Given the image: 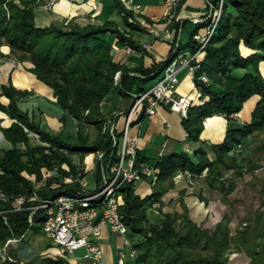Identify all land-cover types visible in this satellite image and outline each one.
<instances>
[{
  "label": "trees",
  "instance_id": "16d2710c",
  "mask_svg": "<svg viewBox=\"0 0 264 264\" xmlns=\"http://www.w3.org/2000/svg\"><path fill=\"white\" fill-rule=\"evenodd\" d=\"M20 3L17 4L16 0H0V45L6 43L10 46L11 58L33 63L30 71L53 89L60 106L78 120V135L75 143H68L63 140V133L50 135L42 131L27 112L19 109L18 101L29 92L18 90L12 84L4 86L3 94L11 102L8 106L0 103V108L16 119L11 127L4 129L5 137L16 146L21 142H29L27 129L35 130L51 147H30L27 152L17 147L5 150L0 156V166L5 170V174L0 175V188L10 195H29L34 185L24 173L35 174L37 181L43 180V168L50 170L55 165L63 175L77 173V166L72 160L74 153H80L83 157L91 152L103 153L97 164V175L101 181L103 166L105 168L107 163L113 164L118 154V147H113L111 135L102 131L107 116L101 107L104 98L115 87L125 96L129 94L124 90L135 94L144 93L148 90V82L155 79L166 64L155 65L152 69L139 68L137 71L140 76L131 75L125 66L114 60L113 43L107 35L115 34L121 45L136 47V42L114 22L86 26L63 22L39 27L34 13L38 0H20ZM115 6L125 15L129 27L139 28L134 22H129L133 12L122 5L121 0H115ZM242 45L254 50V53L245 58L241 51ZM176 49H180V46ZM193 50H197L196 44ZM262 61L264 0H226L218 30L194 76L202 96H209V100L199 106L192 105L188 116L184 118L188 139L200 140L203 122L207 117L222 114L230 122L234 119L233 114L240 113L253 96L259 95L260 99L254 106L249 122L239 126L230 125L223 143L207 146L215 153L214 160L209 158L204 148L196 152L198 162H194L186 152L169 154L153 162L138 151L139 160L154 163L159 173L158 180L153 183L155 191L148 197H141L132 184H124L121 188L123 203L120 213L129 226L132 247L137 251L136 264H230L234 249L248 255L246 264H264V199L250 222L245 227L237 228L235 234L231 232L230 215H226L214 228L196 222L187 207H184L183 212L166 213L160 223H153L148 216L153 201L161 200L170 186L167 182L180 171L189 170L200 176L207 169L209 185L222 192L225 200L233 191L234 185L227 182L225 171H240L242 165L238 163L237 155L231 153L251 135L264 132ZM242 70L246 72L241 74ZM118 71L121 72V80L116 84ZM150 75L151 78L147 79ZM202 75H206L209 81L201 80ZM87 123L97 127L96 139H91ZM62 148H67L69 153H62ZM243 161L250 170L258 167L247 158H243ZM65 163L69 165L68 170L62 168ZM53 182L54 179L48 180L47 186L41 190L43 196L73 194L82 190L79 183L52 187ZM94 192L87 191L91 194ZM261 194L264 196V184ZM3 208L0 204V209ZM30 214L31 210L25 209L24 212L0 215V247L12 237L26 234L21 241L24 242L32 232L43 234L44 211H37L33 224L29 221ZM12 255L19 259L15 252ZM0 264L19 263L7 260ZM28 264L72 262L58 255L37 256Z\"/></svg>",
  "mask_w": 264,
  "mask_h": 264
},
{
  "label": "crops",
  "instance_id": "0c3cea01",
  "mask_svg": "<svg viewBox=\"0 0 264 264\" xmlns=\"http://www.w3.org/2000/svg\"><path fill=\"white\" fill-rule=\"evenodd\" d=\"M121 1L122 5L125 6L126 0ZM16 3L21 4L20 0H16ZM133 5H141V8L139 11L131 10L133 15L129 17V22H134L139 28H131L126 24L125 15L116 8L115 0H38L34 13L36 24L39 27H47L63 22L79 26L103 25L108 21L114 22L136 42V47H133L135 52L129 53L127 45L119 44V38L115 34L109 33L107 35V38L113 43L114 60L125 66L129 73L134 76H140L137 71L139 68L152 69L155 65L166 64L178 46H180L178 50L182 52L192 50L196 44L193 34L203 25L201 20L209 13L205 0H185L178 6L176 17L172 20L165 18L166 7L163 0H133ZM241 51L245 58L254 53V50L245 45L241 46ZM10 53L11 48L8 44L3 43L0 45V103L8 106L11 102L10 98L3 94L4 86L12 84L18 90L28 91L29 94L18 101L19 109L27 112L42 131L50 135L63 133L65 142L75 143L77 136H72V131H69V128H72L76 123L78 125L77 119L67 110L61 108L53 89L30 71L34 66L31 61H17L10 57ZM204 57L205 55L201 59ZM260 70L264 76V61L260 63ZM245 72V70L240 71L241 74ZM157 74L155 79L162 72L159 75ZM194 76L195 74L188 69H183L180 73L177 93L191 97L193 105L199 106L208 101L209 96H202ZM146 78L150 79L151 75ZM155 79L148 82L147 89L157 82L154 81ZM259 99V95L253 96L246 102L244 109L238 113V117L230 122L222 114L207 117L203 122L204 128L198 141L188 139V132L184 126L185 123H183L184 117L179 112L166 106H161L156 114L145 116L139 122L133 123L130 135L139 138V152L153 162L162 159L166 155L180 152H186L194 162H198L196 152L200 148L206 149L209 158L214 160L215 153L207 146L223 143L230 125L239 126L249 122L254 106H256ZM133 101L131 95L125 96L115 87L102 102V111L114 115V121L118 126L117 133L120 136L126 125V118L122 113L132 106ZM14 122H16V119L0 108V156L5 150L14 147L27 152L30 147H42L44 143H47V141L34 134L35 130L27 129L30 137L29 142H21L15 146L5 137L3 132L4 129L11 127ZM88 127L92 135H97V129L94 125ZM231 154L237 155L240 165L244 164L243 158H247L256 163L258 167H261L264 163V132L251 135L245 143L237 145ZM80 157L79 153L72 155L73 164L77 168H79L78 164L81 161ZM82 159L84 166L87 168L86 183L88 182V188L85 187V190L89 192L96 191L101 185L97 175L99 154H86ZM111 165V163H107L105 166L108 173ZM62 168L68 170L69 165L65 163ZM45 171L46 168H43V177ZM239 172L233 169L225 171L227 182L234 185L233 192L247 189L249 192L255 191L260 196L264 184V169L253 175H242ZM24 174L32 180L34 186L43 184V180L37 181L35 174ZM91 175H93L95 183V187L92 188L89 187L90 183L88 181ZM167 184L170 186L161 197L160 211L163 214L174 211L183 212L184 207H187L190 216L196 222L202 224L206 218H209V220L211 218L212 221L217 219L214 216L220 212L223 214L220 217L222 219L227 215L228 207L235 204V201L231 198V193L225 200L222 192L213 189L209 185L207 176L200 175L195 186L189 188L186 178L178 172ZM135 187L136 192L143 198L152 195L155 191L153 183L147 179L142 180ZM151 218L156 223H160L163 219L159 215H152ZM38 239H40V242H38ZM46 239L43 234L31 233L26 241L18 245L16 253L19 256L26 254L27 259H34V254L44 257L61 255L59 248L52 241L47 240V242ZM100 243L104 249L103 264H120L119 259L123 251L125 253V263L123 264H136L135 256L130 255L132 243L127 244L124 236L113 232L107 225L100 237ZM231 257H240L242 261L247 258L246 253L243 252L233 253ZM68 260L72 264H92L87 260H80L76 257ZM242 264H245V262Z\"/></svg>",
  "mask_w": 264,
  "mask_h": 264
},
{
  "label": "built area",
  "instance_id": "2783aa9c",
  "mask_svg": "<svg viewBox=\"0 0 264 264\" xmlns=\"http://www.w3.org/2000/svg\"><path fill=\"white\" fill-rule=\"evenodd\" d=\"M163 1L166 7L165 18L172 20L176 17L178 6L185 0ZM205 2L209 13L201 20L203 25L193 34L197 50L192 49L183 52L174 50L169 63L162 72L163 76L151 88L137 96L136 103L127 115L122 135L117 138L113 134V147H118L117 160L109 167V173L103 171L99 188L92 194L85 191L87 183L81 180V173L87 168H79L80 170L76 174L63 175L58 166L55 165L50 170L46 168L43 184L34 186L29 195H10L0 188V204L4 206L3 209H0V215L10 212H24L25 209H30L29 221L33 224L34 215L37 211L43 210V234L47 239L53 241V244L59 248L61 255H75L77 251L83 249L84 254L75 257L80 260H87L92 264H103L104 262V249L100 243V237L106 225L113 232L124 236L127 244H131L129 226L123 221L120 213V206L123 203L121 188L124 184L136 186L145 179L154 183L158 180L159 170L154 163L139 160V138L131 136L130 129L133 123L139 122L143 117L156 114L161 106L179 112L184 118L188 116L193 100L189 96L177 93L180 73L183 69H188L194 74L195 68L199 67L202 56L205 55L211 39L218 30L226 0H205ZM125 6L132 11H139L141 8V5H133V0H126ZM127 51L132 53L135 52V49L127 44ZM119 78L120 71L116 73V79ZM201 80L208 82L209 78L202 75ZM237 117L238 113L233 114L234 119ZM34 134L41 137L35 131ZM46 144L48 148L51 147L50 143ZM61 151L62 153H69L67 148H62ZM262 169H264V164L254 170L243 165L242 171L244 175H250L258 173ZM179 173L186 178L189 188L195 185L196 179L199 177L189 170ZM3 174H5V170L0 166V175ZM50 179H54L53 187L80 182L83 188L73 194L59 193L51 197L43 196L41 190L47 186ZM160 206L161 200H154L151 207L158 208ZM4 218L7 220L6 217ZM26 236L25 234L20 237L9 238L0 247V263L7 260L15 261L10 255V250L12 246H18ZM136 255V249H132L131 256ZM119 263H125L124 251L121 252Z\"/></svg>",
  "mask_w": 264,
  "mask_h": 264
},
{
  "label": "rangeland",
  "instance_id": "374dc122",
  "mask_svg": "<svg viewBox=\"0 0 264 264\" xmlns=\"http://www.w3.org/2000/svg\"><path fill=\"white\" fill-rule=\"evenodd\" d=\"M135 49V48H134ZM163 76V74H161L160 76H158L157 77V79H155L154 81H158V79H160L161 77ZM120 80H121V72H120V78L119 79H116V76H115V83L116 84H119L120 83ZM124 92H126L127 94H129V95H131L132 96V98L134 99V101H133V104H132V106L127 110V111H125L124 113H122V115H124L125 116V118H127V115H128V113L130 112V110H131V108L134 106V104L136 103V99H137V96L139 95V94H135V93H130V92H127V91H125L124 90ZM101 107H102V105H101ZM61 108H62V106H61ZM104 113V112H103ZM106 114H107V116H106V120L104 121V124H103V129H102V131L103 132H106V133H108V134H110L111 135V137H112V139H113V134L118 138V137H120V135L117 133V129H118V126H117V123L114 121V118H113V116L114 115H110V112H105ZM110 115V116H109ZM66 116V115H65ZM67 118V117H66ZM78 121V120H77ZM77 124V123H76ZM73 125L72 126V128L70 127L69 128V131H72L71 132V135L73 136V135H78V128H77V126L78 125ZM92 124H90V123H87V130H88V133H89V135H91V139H96V134H94V135H92L91 133H90V130H89V127L88 126H91ZM97 128V127H96ZM67 133V132H66ZM96 133H97V130H96ZM65 134V133H64ZM64 136V135H63ZM95 136V137H94ZM42 139V138H41ZM114 141V140H113ZM47 143H49V142H47ZM43 147H45V148H47V149H49L48 147H47V144L46 143H44V145H43ZM91 153H97V154H99V157L101 158L102 156H103V153L102 152H91ZM87 154H90V153H87ZM79 155H81L80 153H79ZM82 155H81V157H80V163L78 164V167L79 168H86V166H84V162H83V159H82ZM85 157V156H84ZM264 164V163H263ZM243 165H246V164H242V167H241V169H240V172H242V175H244L243 174V171H242V168H243ZM79 168H77V173L79 172ZM256 168H259V167H256ZM256 168H254V169H256ZM253 169V170H254ZM103 171L105 172V173H108L107 172V170H105V168L103 169ZM259 173V172H258ZM257 173V174H258ZM76 174V173H75ZM82 174V175H81ZM81 174H79V175H81V180H83V181H86V176H87V171L86 170H83L82 171V173ZM254 174H256V173H254ZM208 175V170H206V171H204L203 172V176H207ZM251 175H253V174H251ZM198 179V178H197ZM197 179H196V181H197ZM89 183H90V185H89V187L90 188H92V187H95V183H94V180H93V175H91L90 176V178H89ZM101 181H102V179H101ZM77 183V182H76ZM80 185H81V188H83V185L80 183V182H78ZM196 184V183H195ZM195 186V185H194ZM86 188H88V182H87V185H86ZM86 192H87V190H85ZM233 192V191H232ZM231 192V198L235 201V204L232 206V207H228V211L226 212V214L227 215H230L231 216V218H232V220H231V222H230V227H231V232H233V234H235L236 232V230H237V228H241V226H244L245 227V225L247 224V223H249L250 222V218L251 217H253L254 216V214H255V212H256V210H258L260 207H261V205H262V200L264 199V196L261 194V192H260V196L258 195V193H256L255 191H253V192H249L247 189H244L243 191L240 189V190H238L237 192H233L232 193ZM160 208L161 207H158V208H152V207H150L149 209H148V216L150 217L149 219H150V221H152L153 223H156V222H154L152 219L153 218H151V216L152 215H154V216H156V215H159V216H161L162 218L164 217V215L165 214H163L162 213V211H160ZM222 214V212H220V213H218V215H215L214 217L215 218H217V219H214L213 221H212V219L210 218V220H209V218H206V220L202 223L204 226H206V227H208V228H214L215 226H216V224L218 223V222H220L222 219H220V217L223 215H221ZM218 218H219V220H218ZM33 233V232H32ZM31 234V233H30ZM44 235V234H43ZM46 238V237H45ZM130 239V238H129ZM137 238H135V240H136ZM49 241V239H46V241ZM47 241V242H48ZM38 242H40V239H38ZM52 243V242H51ZM131 243H132V239H131ZM19 245V244H18ZM35 245V244H34ZM36 246V245H35ZM39 247V246H38ZM17 248H18V246H12V248H11V250H10V255L13 257V259L15 260L14 262H18L19 264H28V262L29 261H31V259L32 258H30V259H27V255L26 254H23L22 256H18L19 257V259L17 258V257H14L13 255H12V253H16V250H17ZM132 249H133V247L131 246V250H130V255H131V251H132ZM236 252H241V251H238V250H236V249H234L233 251H232V253H231V255L233 254V253H236ZM243 253H245V252H243ZM16 254H18V253H16ZM84 254V250L83 249H81V250H79V251H77L76 252V254L75 255H69V254H67L65 257L66 258H68V259H71V258H73V257H75V256H82ZM19 255V254H18ZM63 255V254H62ZM231 255H230V264H242L243 262H245V264H246V262L247 261H249V257H248V255L246 254V261L245 260H243L242 261V258H240V257H231ZM34 256L35 257H37V256H39V255H35L34 254ZM18 260H21V261H18Z\"/></svg>",
  "mask_w": 264,
  "mask_h": 264
},
{
  "label": "water",
  "instance_id": "95a60500",
  "mask_svg": "<svg viewBox=\"0 0 264 264\" xmlns=\"http://www.w3.org/2000/svg\"><path fill=\"white\" fill-rule=\"evenodd\" d=\"M169 61H170V60H169ZM169 61L166 63V65L169 63ZM166 65L164 66V68L166 67ZM164 68L161 69L160 72H159L157 75H159L161 72H163ZM198 70H199V68L196 67L195 70H194V74H196V73L198 72Z\"/></svg>",
  "mask_w": 264,
  "mask_h": 264
}]
</instances>
